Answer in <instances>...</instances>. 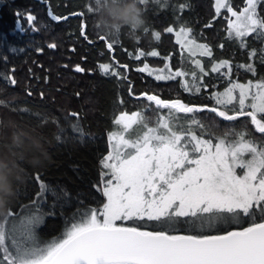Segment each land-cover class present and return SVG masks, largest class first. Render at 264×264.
<instances>
[{
    "label": "snow or ice",
    "instance_id": "6c2138e0",
    "mask_svg": "<svg viewBox=\"0 0 264 264\" xmlns=\"http://www.w3.org/2000/svg\"><path fill=\"white\" fill-rule=\"evenodd\" d=\"M148 3L149 0H140L144 12ZM261 5L264 0H245L242 10H237L232 0H215L216 16L222 9L230 14L231 18L225 17L228 39L238 47L247 48L249 37L264 44ZM187 6L182 4L178 8L183 10ZM86 7L94 13L92 3ZM49 15L57 22L69 18L51 12ZM26 19L31 24L37 18L28 14ZM176 19L179 22L180 18ZM17 27H20L19 19ZM148 31L146 27L144 34ZM152 31L159 41L160 31ZM165 31L173 33L174 28L169 26ZM175 35L176 42L190 56L199 51L201 56L212 57L207 44L190 38L192 29L186 22ZM118 43V36H112L105 47L111 52ZM48 47L55 49L57 45L51 43ZM249 54L258 56L259 63L264 65V48L259 54L256 50ZM145 55L157 57L160 53L141 50L135 59ZM192 63L199 68L200 75L192 70L191 84L185 79L180 87L199 93L200 82L208 73L200 60ZM210 63L211 72L231 77L230 61ZM97 67L102 75L121 76L109 63H98ZM117 67L127 68V65L117 62ZM236 67L255 75L253 64ZM136 70L154 74L156 80H175L188 75L183 70L173 72L167 63L158 70H150L144 63ZM74 71L83 73L85 69L76 65ZM7 79L11 85L16 84L14 78ZM123 79L127 80L126 74ZM229 83L223 93L213 96L220 107L189 105L180 99L167 100L142 93L150 102L143 111L154 113V126H149L153 117L139 111L114 115L117 130L108 136L112 151L102 161L105 179L103 187L98 189L106 197L102 208L86 207L78 198L79 206L67 216L63 232L46 240L37 232L45 214L39 212L35 201L33 207L25 206L24 215L13 212L9 205L7 215L0 216V264H264V77L255 83L231 82V79ZM119 103L123 104V100ZM205 110L223 121L239 123H229L217 134L218 123L206 126L197 118L196 114ZM78 116L70 113L74 119ZM134 125L137 131L132 138L128 134ZM70 127L74 132L80 128L77 134L83 138L78 119ZM56 139L63 142L62 135ZM34 179L39 183L38 198H41L49 188L39 174ZM16 194L25 193L17 187ZM52 195L56 196L54 190ZM64 203L70 206L68 199ZM129 221L131 225H127Z\"/></svg>",
    "mask_w": 264,
    "mask_h": 264
},
{
    "label": "trees",
    "instance_id": "16d2710c",
    "mask_svg": "<svg viewBox=\"0 0 264 264\" xmlns=\"http://www.w3.org/2000/svg\"><path fill=\"white\" fill-rule=\"evenodd\" d=\"M214 2L149 0L144 12L146 27H149L147 34L143 31L132 40L121 33L119 43L110 52L105 45L111 42V37L107 36L108 40L98 39L106 35L97 30L95 14L87 11L86 6L91 0H0V160L7 163L3 160L7 155L19 165L24 179L16 182L14 187L15 190L19 187L25 194H16L10 204L11 210L24 215L25 206L33 207L35 201L39 212L45 214L44 223L37 228L43 239L50 240L63 232L67 216L79 206L78 198L86 207L102 208L105 198L98 189L102 179V161L110 148L108 136L117 130L114 115L118 116L121 111L129 114L139 111L152 116L153 122L149 126H154V113L143 111L150 102L142 93L155 94L167 100L180 99L189 105L220 107L213 96L223 93L230 86L229 79L231 82L247 83L252 80L255 83L264 77V65L259 63L258 56L249 54L251 50L259 54L264 44L249 37L248 47L241 48L229 40L225 19L230 18L229 13L222 10L216 16ZM182 4L189 6L180 10L178 6ZM244 4L245 0H232L234 9L240 10ZM49 12L69 18L53 21ZM81 12L83 16L69 15ZM28 14L36 16V21L29 24L26 19ZM261 14L264 15V11ZM18 19L24 31L17 27ZM183 22L192 29L190 38L199 44H207L213 54L212 57L198 58L208 73L200 82L199 93L187 92L180 87L185 79L191 84L192 70L200 75L199 68L192 63L195 58L186 54L187 49L176 42L175 31ZM209 24L211 27H205ZM169 26L174 28L173 33L165 31ZM152 30L160 31L159 41L155 40ZM51 43L57 47L49 48ZM221 44L222 48L219 47ZM141 50L145 53L156 50L160 55L135 59ZM222 60L230 61L233 66L230 78L210 71V62ZM117 62L127 65V68L117 67ZM98 63L111 64L121 76L102 75ZM144 63L149 65L150 70L163 68L167 63L173 72L183 70L188 75L175 80H156L154 74L136 70ZM237 64H253L255 75L243 67L238 69ZM76 65L83 67L85 72L74 71ZM224 71L221 69V72ZM125 74L127 80L123 79ZM6 77L14 78L16 84L11 85ZM29 92L31 95H28ZM120 100L123 104L119 103ZM70 113H78L79 116L74 119ZM196 115L206 126L218 123L217 134L224 130L225 125L239 123L223 121L207 110ZM77 119L83 138L77 134L80 128L74 132L70 127ZM250 128L254 126L250 125ZM136 131L137 126L134 125L128 136L134 138ZM27 132L38 133L46 146L48 160L43 167H33L15 154L16 142ZM57 135H62L63 142H58ZM38 174L49 188L41 198H38L39 183L34 179ZM52 190L56 196L52 195ZM65 199L70 201V206L64 203ZM131 224V221L127 222V225Z\"/></svg>",
    "mask_w": 264,
    "mask_h": 264
},
{
    "label": "clouds",
    "instance_id": "9594fccd",
    "mask_svg": "<svg viewBox=\"0 0 264 264\" xmlns=\"http://www.w3.org/2000/svg\"><path fill=\"white\" fill-rule=\"evenodd\" d=\"M97 30L106 36L125 34L135 40L147 26V19L140 0H91ZM16 156L23 157L31 166L43 167L47 160V149L41 136L35 132L21 135L16 142ZM0 160V216L7 215L8 206L16 196L15 183L24 179L15 159L5 155Z\"/></svg>",
    "mask_w": 264,
    "mask_h": 264
},
{
    "label": "rangeland",
    "instance_id": "374dc122",
    "mask_svg": "<svg viewBox=\"0 0 264 264\" xmlns=\"http://www.w3.org/2000/svg\"><path fill=\"white\" fill-rule=\"evenodd\" d=\"M214 4H215V2H214ZM243 8V7H242ZM242 8L240 9V10H242ZM223 10V9H222ZM221 10V11H222ZM229 17H230V14H229ZM231 18V17H230ZM186 51V54H189L190 55V53L187 51V50H185ZM190 57H192V58H195V60L196 59H200V58H202V57H204V56H201L200 54H199V51H197V54L195 55V56H190ZM198 59V60H199ZM109 144H110V148H109V152H108V154L112 151V144L109 142ZM107 154V155H108ZM107 155L105 156V158L107 157ZM104 158V159H105ZM106 171V169H104L103 167H102V173L103 172H105ZM238 172L240 171L239 169L237 170ZM103 179H105L104 177H102V179H101V182L99 183V188H102L103 187ZM105 198V202H106V197H104ZM130 222V221H129ZM118 223V222H117Z\"/></svg>",
    "mask_w": 264,
    "mask_h": 264
},
{
    "label": "water",
    "instance_id": "95a60500",
    "mask_svg": "<svg viewBox=\"0 0 264 264\" xmlns=\"http://www.w3.org/2000/svg\"><path fill=\"white\" fill-rule=\"evenodd\" d=\"M18 28H20V27H18Z\"/></svg>",
    "mask_w": 264,
    "mask_h": 264
}]
</instances>
